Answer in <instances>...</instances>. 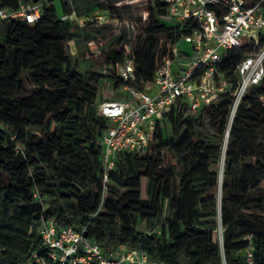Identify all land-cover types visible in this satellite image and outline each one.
<instances>
[{"label":"trees","instance_id":"trees-1","mask_svg":"<svg viewBox=\"0 0 264 264\" xmlns=\"http://www.w3.org/2000/svg\"><path fill=\"white\" fill-rule=\"evenodd\" d=\"M58 1L59 7L54 0H0L9 10L41 5L36 21L7 20L0 42V264H39L32 254L46 257V249L37 227L48 219L85 227L105 254L133 246L165 264H264V77L241 98L226 144L230 92L196 115L178 98L157 120L144 152L117 153L103 181L98 139L109 119L97 107L109 99L101 84L114 90L152 84L162 57L172 58L171 47L196 24L179 25L163 3L148 1L133 50L136 79L125 82L114 72L123 58L119 39L110 43L101 72L73 63L65 47L79 28L61 19L70 7ZM261 46L264 34L257 44L222 52L228 84L237 83L236 64ZM143 221L149 230L138 227Z\"/></svg>","mask_w":264,"mask_h":264},{"label":"built area","instance_id":"built-area-1","mask_svg":"<svg viewBox=\"0 0 264 264\" xmlns=\"http://www.w3.org/2000/svg\"><path fill=\"white\" fill-rule=\"evenodd\" d=\"M157 1L166 6V14L175 18L179 25L187 21L196 24L182 38L190 44L191 51L188 55H181L178 44L173 45L172 58L162 57L152 84L140 90L125 84L119 88L122 91L120 98L98 104V114L109 119V125L98 139L103 147V181L107 180L117 153L144 152L157 120L177 104L178 98L196 115L202 107L211 105L219 93L230 92L233 96L229 116L231 122L241 98L264 77V46L256 47L236 64L238 80L234 86L225 81L220 69L224 50L241 46L244 39L257 44L259 35L264 34L262 0ZM116 4L118 6L119 2ZM40 15L39 3L22 4L18 10L0 7V22L11 18L33 22ZM107 17L100 12L88 15L85 20L102 23ZM61 19L76 24H82L84 20L73 9L63 13ZM147 21L145 12L141 24ZM124 29L127 36L117 45L123 58L115 63L114 72L123 81L132 82L136 79L131 45L134 23L124 21ZM37 231L46 249V257L32 254L39 264H165L133 246L105 254L95 240L85 235V227H60L54 219L43 221Z\"/></svg>","mask_w":264,"mask_h":264},{"label":"rangeland","instance_id":"rangeland-1","mask_svg":"<svg viewBox=\"0 0 264 264\" xmlns=\"http://www.w3.org/2000/svg\"><path fill=\"white\" fill-rule=\"evenodd\" d=\"M70 8L75 10L81 16L83 22L78 24L80 36L69 41L66 44V52L70 55L73 63L80 71L84 72H101L100 63L107 56L109 45L113 40L126 38L127 33L124 29V21H132L134 23V39L131 41L133 50L138 45L139 37L142 35L143 25L141 18L146 12V4L150 0H67ZM119 2L118 6H116ZM54 3L59 7V1L54 0ZM105 13L108 15L102 23L92 20H85L88 15ZM109 17H112L109 20ZM175 21V18H171ZM6 31V20L0 22V42H3ZM117 41V40H116ZM244 43L249 41L244 39ZM178 49L191 51L189 43L183 39L180 40ZM26 89L30 90L31 86L26 77H23ZM101 94L109 100L120 98L121 90H114L110 83L103 82ZM228 90V87H225ZM232 121H228V128ZM163 134L166 137L171 135V126L166 121L162 123ZM37 130V129H35ZM228 141V138H227ZM221 162L217 165L218 171L221 169ZM220 168V169H219ZM219 199V193H216ZM142 230H149L146 223L140 222L139 226ZM248 254V250L242 253Z\"/></svg>","mask_w":264,"mask_h":264},{"label":"bare ground","instance_id":"bare-ground-1","mask_svg":"<svg viewBox=\"0 0 264 264\" xmlns=\"http://www.w3.org/2000/svg\"><path fill=\"white\" fill-rule=\"evenodd\" d=\"M229 130V128H228V126H227V131ZM225 138H224V141H225V143L224 144H226V142H227V138H228V133L226 132V134H225V136H224ZM223 153H224V151H223ZM223 153H222V156H221V169H220V171H219V179H220V181H221V176H222V165H223V162H224V155H223ZM218 193H219V197H220V184H219V188H218Z\"/></svg>","mask_w":264,"mask_h":264},{"label":"crops","instance_id":"crops-1","mask_svg":"<svg viewBox=\"0 0 264 264\" xmlns=\"http://www.w3.org/2000/svg\"><path fill=\"white\" fill-rule=\"evenodd\" d=\"M72 10V8H69V11Z\"/></svg>","mask_w":264,"mask_h":264},{"label":"water","instance_id":"water-1","mask_svg":"<svg viewBox=\"0 0 264 264\" xmlns=\"http://www.w3.org/2000/svg\"><path fill=\"white\" fill-rule=\"evenodd\" d=\"M227 133H228V131H227Z\"/></svg>","mask_w":264,"mask_h":264}]
</instances>
